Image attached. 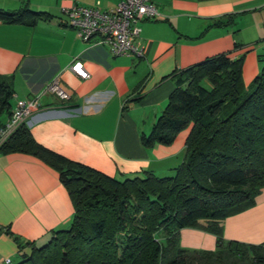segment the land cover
Instances as JSON below:
<instances>
[{
	"label": "crops",
	"instance_id": "1",
	"mask_svg": "<svg viewBox=\"0 0 264 264\" xmlns=\"http://www.w3.org/2000/svg\"><path fill=\"white\" fill-rule=\"evenodd\" d=\"M119 1L0 0L3 9L27 4L50 14L35 26L0 21V75L12 79L11 110L20 99L37 100L27 127L45 148L118 179L146 171L171 176L185 157L190 128L171 144L151 148L140 136L150 132L176 87L178 76L172 73L229 52L231 58L243 56L247 86L260 68L257 55L264 52V0H155L158 15L138 22L142 57L112 55L98 37L85 42L66 23L73 5L106 10ZM76 61L87 78L71 69ZM262 191L253 207L223 220L226 240L264 242ZM73 213L57 171L30 154L0 152V264L28 253L27 242L45 244L53 231L69 226ZM179 244L213 250L216 238L186 227L179 231Z\"/></svg>",
	"mask_w": 264,
	"mask_h": 264
},
{
	"label": "trees",
	"instance_id": "2",
	"mask_svg": "<svg viewBox=\"0 0 264 264\" xmlns=\"http://www.w3.org/2000/svg\"><path fill=\"white\" fill-rule=\"evenodd\" d=\"M49 18L27 4L0 8L4 23L35 26ZM257 58L260 68L246 93L243 56L229 52L172 73L176 87L150 132L140 136L151 148L190 128L185 157L171 176L111 177L45 148L26 125L18 127L0 152L30 154L51 166L74 213L44 245L25 243L31 249L17 264H264V242L226 240L222 232L223 220L253 207L264 189V52ZM13 93L12 79L0 75V126ZM186 227L213 234L215 248L182 247L179 231Z\"/></svg>",
	"mask_w": 264,
	"mask_h": 264
},
{
	"label": "built area",
	"instance_id": "3",
	"mask_svg": "<svg viewBox=\"0 0 264 264\" xmlns=\"http://www.w3.org/2000/svg\"><path fill=\"white\" fill-rule=\"evenodd\" d=\"M158 15L155 0H120L111 9L73 5L67 10L66 23L74 28L78 37L88 42L98 37L99 44L109 46L112 55L143 56V47L137 42L140 28L138 22ZM71 69L81 78L88 72L80 61L72 64ZM51 88L65 97L56 85ZM36 99H20L11 110L8 119L0 126V147L21 125L28 126L29 120L37 110ZM6 258L1 264L9 263Z\"/></svg>",
	"mask_w": 264,
	"mask_h": 264
},
{
	"label": "rangeland",
	"instance_id": "4",
	"mask_svg": "<svg viewBox=\"0 0 264 264\" xmlns=\"http://www.w3.org/2000/svg\"><path fill=\"white\" fill-rule=\"evenodd\" d=\"M263 50H264V49H263ZM261 54H262V53H261ZM244 87H245L244 93L249 92V91L252 90V85L249 86V84H248L247 86L245 85ZM3 117H4V116H3ZM262 193L264 194V190L262 191ZM256 202H257V200H256ZM42 245H44V244H41V245H39V246H42ZM19 261H21V256L17 255L11 264H16V263H18Z\"/></svg>",
	"mask_w": 264,
	"mask_h": 264
}]
</instances>
